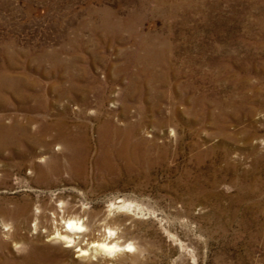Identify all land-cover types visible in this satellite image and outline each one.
<instances>
[{
  "label": "rangeland",
  "instance_id": "rangeland-1",
  "mask_svg": "<svg viewBox=\"0 0 264 264\" xmlns=\"http://www.w3.org/2000/svg\"><path fill=\"white\" fill-rule=\"evenodd\" d=\"M0 122L82 137L0 148V264H264V0H0Z\"/></svg>",
  "mask_w": 264,
  "mask_h": 264
},
{
  "label": "bare ground",
  "instance_id": "bare-ground-1",
  "mask_svg": "<svg viewBox=\"0 0 264 264\" xmlns=\"http://www.w3.org/2000/svg\"><path fill=\"white\" fill-rule=\"evenodd\" d=\"M13 79V78H12ZM31 88V87H30ZM22 90V89H21ZM24 93V92H23ZM27 94V93H25ZM23 95V94H22ZM28 95V94H27ZM26 95V96H27ZM21 99V98H20ZM102 99V98H101ZM39 105V104H38ZM33 107V106H32ZM40 108V107H39ZM39 111V110H38ZM26 115V114H25ZM28 115V114H27ZM28 119V118H27ZM45 119V118H44ZM42 121V120H41ZM53 123V122H52ZM63 123V121H62ZM106 123V122H105ZM108 123V122H107ZM106 123V125H108ZM26 124V123H25ZM104 124V122H103ZM114 125V124H113ZM132 125V124H131ZM52 126V125H51ZM64 126V125H63ZM109 126V125H108ZM115 126V125H114ZM116 127V126H115ZM131 127V126H130ZM101 129V128H100ZM107 129V128H106ZM105 129V130H106ZM133 129V128H132ZM49 130V125H43L42 129L40 130V132L37 133H30L26 130H18L15 128V125H5L3 123L0 122V148H7V147H12V146H18L20 145V143L22 142H27L28 145L32 146L30 147L28 153L29 155L34 154V150L35 148L34 145L30 144V142L32 143H37L38 145L46 148L43 149L40 152H37L36 154L38 155H42L44 153L45 150H48L51 147V144H54V142H60L62 144V146L67 150L68 154H72L76 149H78V145H81L82 143L79 141L80 138H82L81 136L77 135L76 133H71V132H60V131H54L51 132L50 135L48 133ZM60 130V129H59ZM99 130V129H98ZM127 130V129H126ZM129 130V129H128ZM77 132V131H75ZM79 132V131H78ZM97 132V131H96ZM99 133V134H98ZM120 131L117 129H109L108 131H100L97 132L98 134V146H100L102 148V157L103 159H105L104 157H106V159H109L111 156H113V152H115L117 155H120V152H124L125 149L128 150L127 146H128V140L126 138H122L119 135ZM134 133V132H133ZM132 134V132L130 133ZM50 137H48V136ZM133 135V134H132ZM50 138V141L47 142L46 138L47 137ZM119 136V138H118ZM123 136V135H122ZM94 137V136H93ZM126 137V134H125ZM130 137V136H129ZM156 137V136H155ZM156 141V140H155ZM136 142V141H135ZM134 142V143H135ZM81 143V144H80ZM160 144V143H159ZM139 145V144H138ZM84 146V145H83ZM82 146V147H83ZM140 146V145H139ZM142 146V145H141ZM146 146V145H145ZM37 147V146H36ZM131 147V146H130ZM138 147V146H137ZM135 145H133V149L137 148ZM87 148V147H86ZM164 148V147H163ZM18 149V148H17ZM62 149V148H61ZM88 149V148H87ZM162 149V148H161ZM114 150V151H113ZM140 150V149H139ZM58 151V150H57ZM126 151V150H125ZM136 151V149H135ZM79 152V151H78ZM134 152V151H132ZM25 152H22L20 155V158L24 156ZM65 153V151H64ZM139 153V152H138ZM66 154V153H65ZM79 154V153H77ZM113 154V155H112ZM126 154V153H125ZM155 154V153H154ZM58 153L53 154L51 153L47 160L45 161L44 166L41 165H34L32 167L33 172H37L38 174L43 173H57L59 170V157L57 156ZM64 156V155H63ZM67 156V155H66ZM73 156V155H69ZM100 156V155H99ZM123 156V155H122ZM121 156V157H122ZM128 157V154L126 155ZM135 156V155H134ZM137 156V155H136ZM75 157V156H74ZM81 157V156H80ZM115 157V156H114ZM124 157V156H123ZM40 158V157H39ZM79 158V157H78ZM126 158V157H125ZM37 159V158H36ZM69 159V158H68ZM86 159V158H85ZM122 159V158H121ZM130 159V157H129ZM84 160V159H83ZM102 160V158L100 159ZM123 160V159H122ZM127 160V159H126ZM61 161V160H60ZM106 161V160H105ZM70 162V161H69ZM72 162V161H71ZM96 162V161H95ZM112 162V161H111ZM138 162V161H137ZM80 163V162H79ZM78 163V164H79ZM75 164V163H74ZM81 164V163H80ZM98 165V164H97ZM96 165V166H97ZM101 165V164H100ZM110 165V164H109ZM61 166V165H60ZM74 166V165H73ZM135 166V165H134ZM80 167V166H79ZM78 167V168H79ZM136 168V167H135ZM63 169V167L61 168ZM80 169V168H79ZM31 170V169H30ZM7 171V170H6ZM70 171V170H69ZM68 171V172H69ZM64 175V174H63ZM5 187V186H4ZM63 204V203H62ZM39 207V206H38ZM27 207L26 206H21L17 209L14 208H10L8 209V207L6 208H2L0 209V214L3 215H8L11 216L16 214L19 215L18 219H23L26 220L27 218ZM86 212V211H85ZM32 216V215H31ZM17 217V216H16ZM7 218V217H6ZM17 219V218H14ZM37 219V216L35 217V220ZM65 223L67 224V227H69L70 229H74V228H79L81 226V224L76 221V220H66ZM12 224V223H11ZM35 227H37V224L35 225ZM20 228V227H19ZM65 228V227H64ZM15 229V228H14ZM68 228H65L64 230H57L54 234V238L58 239V240H68V242L71 241L70 239V235L68 236ZM95 242V241H94ZM99 242V241H98ZM108 242V241H107ZM97 245H100L102 248L107 249L109 251H116L119 249V245L115 244V243H96ZM131 244V243H130ZM77 246V245H76ZM95 247V245H94ZM1 249V248H0ZM6 250V249H5ZM39 250V249H38ZM51 250V249H50ZM87 249H80L78 250L79 252H82V254H86ZM138 251V250H137ZM37 252V251H36ZM40 252V251H39ZM33 253V252H32ZM38 253V252H37ZM89 253V252H88ZM87 253V254H88ZM35 254V253H34ZM86 254V255H87ZM32 255V254H30ZM44 259V257H43ZM42 257H39V255H34L31 257H28L26 260H24V264H45ZM55 261V260H54ZM50 263V262H49ZM52 263V262H51ZM54 263V262H53Z\"/></svg>",
  "mask_w": 264,
  "mask_h": 264
}]
</instances>
